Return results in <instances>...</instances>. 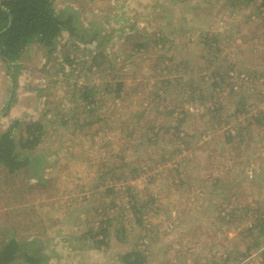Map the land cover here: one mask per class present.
<instances>
[{
    "label": "rangeland",
    "instance_id": "1",
    "mask_svg": "<svg viewBox=\"0 0 264 264\" xmlns=\"http://www.w3.org/2000/svg\"><path fill=\"white\" fill-rule=\"evenodd\" d=\"M247 2L56 0L59 15L74 8L78 29L92 30L79 38L65 30L52 47L33 42L17 67L0 54L8 82L0 132L16 118L18 136L31 121L46 129L31 164L0 165V246L25 241L40 264H129L132 250L143 264H264L254 227L264 216V5ZM160 29L174 44L150 40ZM216 66L225 73L219 85ZM118 80L128 94L114 103L104 86ZM166 81L171 92L159 102ZM87 85L105 100L91 124L76 109ZM182 107L189 135L173 139L167 127ZM152 124L164 126L148 140L141 135Z\"/></svg>",
    "mask_w": 264,
    "mask_h": 264
},
{
    "label": "trees",
    "instance_id": "2",
    "mask_svg": "<svg viewBox=\"0 0 264 264\" xmlns=\"http://www.w3.org/2000/svg\"><path fill=\"white\" fill-rule=\"evenodd\" d=\"M252 2L253 0H249V2L246 3V6ZM55 3L56 0H0V54L5 60L15 64L22 56V53L26 47L33 42H39L47 47H52L56 43L57 38L65 30L69 31L71 35L78 38L82 36L81 34H85L87 31L92 30L91 28L94 26V23L91 24L90 28H85V31H80L78 29L80 24L76 21L77 19L74 16L77 10L69 7L68 9L71 10L69 11L70 16L66 17L61 14L59 15ZM260 4L264 5V0H261ZM98 35V32H90L89 41H94ZM155 35L154 37H150V40H152L154 43H160L162 48H166V44H168V42H170L171 45L174 44V41H169L168 36L164 34V31L161 29L158 30L157 34ZM149 41L142 43L138 42L137 45L139 48L147 47ZM211 47L212 46H209V48H207L208 52H213ZM49 49L51 50V48ZM219 50L220 49L218 48L217 51ZM164 55L165 54L162 56L165 57ZM96 57L97 56H95V58ZM169 59H173V56L169 57ZM70 62H73V60H70ZM229 69L231 70L233 68H228L227 70ZM227 73L228 72H226V74ZM218 74H220V80L216 81L215 85H219L225 80V73L221 71L219 66H216L211 72V75L214 76V80ZM104 88L105 91L114 95V99L119 100L114 103L122 101L123 95L128 94L125 89L124 82L121 80L116 82H105ZM167 88L168 81L155 90L154 99L160 102V97L163 94L165 98L168 97V94L171 91L167 90ZM196 88L198 87L196 86ZM196 88H192L190 90V99H192V97L196 99ZM98 93L99 90L96 91L95 86L87 85L80 94V98H82L84 102L82 106L77 105L76 109H81V113L87 112L92 115L90 116L89 120L85 121L84 124H91L93 122V112H96V110L100 109V105L105 101L103 97H98ZM213 97L214 95L212 94L211 98ZM179 107L180 106L177 105L174 108H170L166 111V113L168 115H174L178 111L177 108ZM208 107L209 111L215 117L221 110L220 103L216 101L211 102ZM156 109L159 113L165 111L160 109L159 104L157 105ZM241 109L243 108H237L236 112L240 111ZM147 112H150V109H148ZM189 113V111L182 107L175 118V122L167 127V130L171 132L173 136H175L173 139H176V137L185 139L187 135H189L188 131L182 128V124L188 120ZM77 114L79 115L80 113L77 112ZM259 114L261 113L258 112L252 116L253 118H256L255 120H260ZM101 118L103 117L100 116V119ZM21 122H23L21 118H16L8 128L3 129L0 132V165L4 164L8 166L10 172H16L19 168L31 164L33 160L36 159V157L33 159V153L30 151L37 147L39 142L43 139V135L46 131L42 122L31 121L30 123H27L24 128L27 134L25 135L23 133L18 136L16 135V127L19 126ZM161 126L163 127L164 124ZM172 127H174V129L171 131ZM159 128L157 129L156 124H152L151 130L153 133L150 134L149 129H145L141 136H144L150 140L152 136H158V134L161 132ZM234 135L235 134L230 132L229 139H231L230 136L233 137ZM18 145H20L23 149H29L27 152L29 154L28 157L20 156L21 150H19ZM179 151H182V149L180 150V148H178V150H176V152ZM141 209L143 208H140V210ZM135 211L136 213H139V210ZM260 218L263 219H261L260 223H256L254 227H259V233L264 235V216ZM137 219L142 220V217L140 216ZM107 232L108 229L106 227L101 230V233H105V235ZM97 241L100 243L97 245H101V242L103 243L102 239H97ZM258 245L259 241H256L254 246ZM27 250L28 248L25 246V241L22 242L19 239L12 238L0 246V264H11L19 256H23L28 259L31 264H40L44 260L43 255L38 254L40 252L39 250H34V253ZM124 259L129 264H143V260H140L139 252H136L135 250L125 253Z\"/></svg>",
    "mask_w": 264,
    "mask_h": 264
},
{
    "label": "crops",
    "instance_id": "3",
    "mask_svg": "<svg viewBox=\"0 0 264 264\" xmlns=\"http://www.w3.org/2000/svg\"><path fill=\"white\" fill-rule=\"evenodd\" d=\"M0 61H3L1 56H0ZM8 82H7V77L0 72V99L2 97L7 96V92H8Z\"/></svg>",
    "mask_w": 264,
    "mask_h": 264
}]
</instances>
